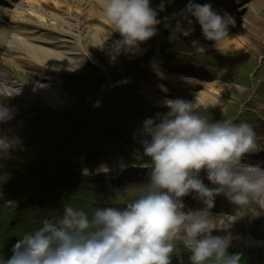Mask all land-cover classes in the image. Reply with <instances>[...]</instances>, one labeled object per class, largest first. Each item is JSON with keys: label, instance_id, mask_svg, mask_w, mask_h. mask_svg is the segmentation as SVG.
Segmentation results:
<instances>
[{"label": "clouds", "instance_id": "obj_1", "mask_svg": "<svg viewBox=\"0 0 264 264\" xmlns=\"http://www.w3.org/2000/svg\"><path fill=\"white\" fill-rule=\"evenodd\" d=\"M106 22L119 33L109 55H134L157 34L161 23L151 0H99ZM163 0L159 5L164 10ZM175 33L190 36L193 19L205 39L220 50L229 38L230 15L210 3L188 4L178 14ZM187 21V27L182 26ZM198 51L199 42L192 41ZM87 56L90 53L87 52ZM169 111L143 123V153L149 158L147 182L137 199L125 207H96L92 214L63 205L59 218L42 219V226L19 238L12 255L0 254V264H171L174 241L182 234L191 264H242L241 254H229L232 236L213 235L210 219L215 198L225 194L241 210L254 197H264V168L242 162L248 153L264 150L249 122L213 121L194 103L168 99ZM0 105V122L10 119ZM105 170H108L105 168ZM215 187L206 185L201 171ZM195 193L205 205L184 211L182 197Z\"/></svg>", "mask_w": 264, "mask_h": 264}, {"label": "rangeland", "instance_id": "obj_2", "mask_svg": "<svg viewBox=\"0 0 264 264\" xmlns=\"http://www.w3.org/2000/svg\"><path fill=\"white\" fill-rule=\"evenodd\" d=\"M84 22L87 24V26H86L87 33L93 32L94 34H96L94 37H90L89 44L93 48L106 46L104 44L102 46H93V43L96 42V39L97 40H103L104 36L101 35V34L99 36L97 34V31L95 30L96 28L93 26L92 23H90L87 20H84ZM237 46H239V48L243 51V48H242L241 45H237ZM243 56L245 57L244 51H243ZM99 57L101 59L107 61V59L109 57L108 50L107 49H102L99 52ZM67 66H69V65H67ZM101 67L106 70V72L108 73V76L105 75L102 72V70H100V71H97V72H91L90 73L91 75L87 78L89 80H85V81H87V82H89L91 84H96L101 78H103V79L106 78V77L110 78V76H109V72L110 71L109 70H110L111 66L108 65V64H102L101 63ZM70 68L73 69V70H78L79 69V67H75L73 65H71V67H69L68 69H70ZM112 87H113V83H112V86L110 88L111 90H112ZM102 88L104 90L107 89L105 84H102ZM102 103L103 102L101 101V102L97 103L96 105L102 104ZM90 106H92V104L88 105V107H90ZM14 126L15 127H11L9 125H1V127H0V147L4 151H8V150L17 151L18 152L17 161L20 162V163L26 164L30 160V156L32 155V149L31 148H29L28 150L25 149L23 134H21L22 133L21 125H19V124L16 125L15 124ZM130 157H131L130 155H126V159H131L132 157L131 158ZM124 161H123L122 155H121V156L118 157V159H114L112 162H113V164H119V163L124 162ZM16 164L18 165V163L14 162V166L12 168H15ZM9 165H10V163H8L6 160L0 159V168L1 169H4V168H6V170L11 169V168H7ZM220 223H223V222L220 221ZM240 223L241 222L239 221L238 224H240ZM214 227L216 228V229H214V235L224 236L227 233V230L221 229L218 224L214 225ZM238 231L241 232L239 229H238ZM236 234H238V232H236ZM178 236L180 238H182L183 235L182 234H178Z\"/></svg>", "mask_w": 264, "mask_h": 264}, {"label": "bare ground", "instance_id": "obj_3", "mask_svg": "<svg viewBox=\"0 0 264 264\" xmlns=\"http://www.w3.org/2000/svg\"><path fill=\"white\" fill-rule=\"evenodd\" d=\"M33 57H35L34 54H33ZM239 245L242 246V247L253 246L254 245V241L251 240V239H244V240L240 241Z\"/></svg>", "mask_w": 264, "mask_h": 264}]
</instances>
